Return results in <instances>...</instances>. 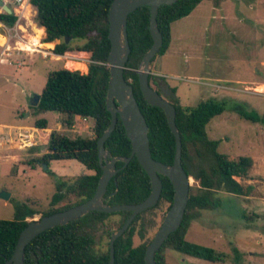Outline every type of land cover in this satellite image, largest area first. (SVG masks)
<instances>
[{
    "label": "trees",
    "instance_id": "1",
    "mask_svg": "<svg viewBox=\"0 0 264 264\" xmlns=\"http://www.w3.org/2000/svg\"><path fill=\"white\" fill-rule=\"evenodd\" d=\"M113 0H31L35 10L33 22L37 29L33 37L34 45L42 49L40 39L45 33L44 47L51 48L55 56H65L72 52L90 55L87 73L70 71L65 68L48 73L36 112H54L66 117L63 125L71 128L75 118L92 121L93 137L76 136L70 138L56 131L50 133L46 147L47 152L41 157L27 163L34 168L36 164L49 166L51 161L75 160L93 175L77 176L65 181L59 180L50 206L55 207L68 195L77 197L73 204L54 208L42 216L67 210L90 199L97 188L102 170L98 159L96 142L110 124V114L105 107L109 70L107 58L110 52L108 40V13ZM205 0H179L176 3L160 6L157 14V26L162 36V46L153 58L163 56L171 42V25L187 17L196 6ZM220 1V0H215ZM0 21L7 28H12L17 17L13 14L0 15ZM150 8L143 6L128 15L127 38L130 48L128 61L123 72L124 80L132 86L134 98L144 116L149 129L148 138L152 159L171 165L175 154V141L162 109L150 106L144 100L138 84L136 70L144 54L152 46L149 33ZM69 39L66 43L65 40ZM155 77L149 75V84L155 83ZM153 88V87H152ZM154 89V88H153ZM176 90L169 89L168 101L175 108V124L181 137L182 167L188 178L198 182V187L189 189V199L180 228L169 235L161 249L155 255L156 264H166L161 252L171 249L184 256L208 262H222L225 256L214 249L191 243L185 239L190 223L200 217L201 211L220 208L222 200L218 194L233 197L249 196L252 186H243L235 178H247L253 162L250 157L240 156L229 159L218 152L219 142L210 140L206 126L216 116L225 111V101L209 99L194 107H183L176 97ZM232 111L245 121L264 126V114L259 115L248 110L242 104H235ZM34 127L47 128L45 119H37ZM105 150L113 157H128L131 143L118 120L114 131L104 143ZM123 163L117 162L116 168ZM54 175L49 169L46 171ZM162 192L159 202L138 214L128 230L114 243V264H145V249L149 242L134 247L133 237L144 240V216L158 208L163 201L169 204L173 200V187L169 180L160 176ZM151 192V182L134 157L112 178L104 194V202L109 206L134 205L145 200ZM36 212L17 207L14 220H0V264H6L14 252L20 232L27 226V218H33ZM112 216H118L117 226L109 230L107 238L119 230L130 212L104 214L90 212L76 221L64 226L46 230L34 238L24 250V264H109V242L105 252L96 250V234ZM41 218V217H40Z\"/></svg>",
    "mask_w": 264,
    "mask_h": 264
},
{
    "label": "rangeland",
    "instance_id": "2",
    "mask_svg": "<svg viewBox=\"0 0 264 264\" xmlns=\"http://www.w3.org/2000/svg\"><path fill=\"white\" fill-rule=\"evenodd\" d=\"M219 7L212 1H202L190 15L171 25V42L167 52L151 63L154 81L165 85L163 98L168 99L169 89L176 90V97L183 107H194L202 101L214 99L225 101V111L211 119L206 126L210 140L219 142L218 152L229 159L247 156L255 161L252 181L241 179V184H252V199L218 194L220 208L201 211L200 217L190 223L185 239L191 243L209 247L225 256L222 262H208L184 256L171 249L161 255L166 264H264V126L245 121L232 111L235 104H242L260 116L264 114V0H223ZM10 8H13L10 5ZM33 20L22 18L11 29L26 39V42L10 47L27 52H12L11 56L0 55V124H8L17 112L22 119L26 110L29 124L36 119L48 121L46 130L38 137L56 131L70 138L93 137L92 121L75 122L73 127L63 125L66 117L54 112H36L31 109V99L40 95L48 73L65 68L85 74L90 55L72 52L55 56L51 48L34 45L36 34ZM2 24V23H1ZM38 29L40 27L36 26ZM43 29V28H40ZM44 32V29H43ZM0 48L6 47L4 30L0 28ZM1 52V50H0ZM19 53V54H18ZM152 87L156 85L152 82ZM18 110V111H16ZM34 114V115H33ZM39 140V139H38ZM47 152L46 145H37L27 150L7 149L2 152L0 163V193L9 195L0 198V220H14L17 207L36 212L27 222L39 220L47 211L77 201L68 195L55 207L50 200L59 180L70 181L77 176L92 175L75 160L51 161L47 173L43 165L31 168L27 163L41 158ZM15 157L14 163L11 157ZM190 187L198 182L190 178ZM239 200V201H237ZM169 204L161 202L158 208L144 216V240L133 237V246L150 242L159 229L168 211ZM241 206V207H240ZM243 207V208H242ZM245 208V209H244ZM118 216H112L96 234L97 252L107 249V232L117 226Z\"/></svg>",
    "mask_w": 264,
    "mask_h": 264
},
{
    "label": "water",
    "instance_id": "3",
    "mask_svg": "<svg viewBox=\"0 0 264 264\" xmlns=\"http://www.w3.org/2000/svg\"><path fill=\"white\" fill-rule=\"evenodd\" d=\"M179 0H113L108 13V40L110 52L107 58L109 80L105 107L110 114V124L102 136L97 140L99 164L102 175L98 180L94 195L87 201L75 205L67 210L55 212L41 217L39 220L28 222L27 226L20 232L12 257L6 264H24L25 247L42 232L64 226L76 221L90 212L113 214L117 212H130L123 226L114 232L109 238V264H114V243L129 228L135 217L153 208L159 201L162 192V181L160 176L169 180L173 187V200L166 212L163 221L152 240L145 249L144 263L156 264L155 255L161 249L170 234L177 231L183 221L189 199L190 178L187 177L181 163L182 143L181 137L175 124V108L163 98L150 84L148 77L151 74V61L158 54L162 46V36L157 26V14L160 6L172 5ZM150 8L149 33L152 46L144 54L142 61L136 70L140 92L147 104L163 110L167 125L173 134L175 141V154L173 163L165 165L152 159L148 133L149 129L139 106L134 98L133 89L123 77L125 65L130 53L127 38V18L140 7ZM7 14L11 11L0 1ZM66 43L69 39L65 40ZM40 95L31 99V106H37ZM28 116V114H25ZM118 120L121 121L126 137L131 143V153L128 157H113L105 150L104 143L114 131ZM136 158L141 168L147 174L151 182L149 196L139 204L109 206L104 202L109 181L116 176L120 169L125 168L133 158ZM123 163L122 168L116 169V163ZM44 170L48 167L43 165ZM0 198L7 200L9 195L0 193Z\"/></svg>",
    "mask_w": 264,
    "mask_h": 264
},
{
    "label": "built area",
    "instance_id": "4",
    "mask_svg": "<svg viewBox=\"0 0 264 264\" xmlns=\"http://www.w3.org/2000/svg\"><path fill=\"white\" fill-rule=\"evenodd\" d=\"M4 6L8 7V9L11 11L10 14H13L14 16L17 17L16 25L20 22L22 18L25 19H34L35 16V10L31 4V0H0ZM10 5L13 8H10ZM7 14L3 7H0V15ZM0 21V28H2L5 32L3 36L6 37L8 40L7 46L3 47L4 52L3 54L10 55V45L9 42L12 40L13 37H15L14 44L17 42H26V39L19 36L17 34V31H13L15 33L14 36H11L10 33L11 29H7L6 26ZM1 34V33H0ZM2 35V34H1ZM43 37L40 39L42 41ZM13 51L15 52H27L23 50H19L14 46ZM28 53V52H27ZM82 122H87V119L81 118ZM73 127V126H72ZM39 131L36 129L28 128V127H23V126H14V127H0V149H28L36 146V141L40 139L38 137Z\"/></svg>",
    "mask_w": 264,
    "mask_h": 264
},
{
    "label": "crops",
    "instance_id": "5",
    "mask_svg": "<svg viewBox=\"0 0 264 264\" xmlns=\"http://www.w3.org/2000/svg\"><path fill=\"white\" fill-rule=\"evenodd\" d=\"M205 1H212V2H214V4H215V6L216 7H219L223 2L224 3H226V1H223V0H220V1H215V0H205ZM198 6V5H197ZM32 20V19H31ZM31 24L33 25V21L31 22ZM35 28L36 29H38L37 27H36V25H35ZM40 29V28H39ZM43 30V29H42ZM43 37V36H42ZM7 46V45H6ZM13 47H11L10 48V50H9V52H10V55L9 56H11V54H12V52H15V51H13V49H12ZM0 50H1V52H0V55L1 56H3V55H6V54H3V52H4V48L3 47H1L0 48ZM19 54V53H18ZM8 56V55H7ZM85 73H87V71L85 72ZM31 105V104H30ZM16 111H18V110H16ZM19 111H22L23 113H24V117L22 118V119H20V118H18L17 117V112L15 113V116L12 118V120H11V122L10 123H8V124H0V127H4V126H7V127H14V126H23V127H28V128H32V129H36V130H38L39 132L40 131H44V130H46V129H44V130H41V129H37V128H35L34 127V125H30L29 124V121H28V118H30V115H29V113H26V110H20L19 109ZM25 114H28V116H25ZM34 114H36L35 112H34ZM33 114V115H34ZM37 120V119H36ZM88 121L90 120V119H87ZM47 121V120H46ZM80 122L81 121V118L80 117H76L75 118V122ZM87 121V122H88ZM47 125H48V121H47ZM50 135V134H49ZM49 135H47V136H45V137H40V139L39 140H37L36 141V146L37 145H41V144H43V145H46L47 144V141H48V138H49ZM36 146H34V147H36ZM33 147V148H34ZM23 150H27V149H23ZM4 151H7V150H5V149H0V163H1V159H2V157H1V155L3 154L2 152H4ZM12 159H13V161H14V163L16 162V160H15V157H11ZM252 159V158H251ZM252 162H253V165H252V168H251V170H250V172H249V175H248V177L247 178H243V180H248V181H252L253 179V177L255 176V174H253V168H254V166H255V161L254 160H252ZM252 177V178H251ZM236 179V181H238L240 184H241V178H235ZM242 185V184H241ZM247 186H252L253 187V190H252V192L254 191V186L252 185V184H248ZM251 192V193H252ZM251 193L249 194V196H240V197H238V198H243V199H245V200H250V199H252L253 197H252V195H251ZM237 201H239V200H237ZM241 207V206H240ZM243 208V207H242ZM245 209V208H244Z\"/></svg>",
    "mask_w": 264,
    "mask_h": 264
},
{
    "label": "flooded vegetation",
    "instance_id": "6",
    "mask_svg": "<svg viewBox=\"0 0 264 264\" xmlns=\"http://www.w3.org/2000/svg\"><path fill=\"white\" fill-rule=\"evenodd\" d=\"M155 85H156V91L160 94V92L163 94V92H162V90H164V88H165V85H162V84H160V83H158V82H155L154 83ZM164 95V94H163ZM167 99V98H166ZM168 100V99H167ZM117 169V168H116ZM93 174H94V172H93ZM92 174V175H93ZM159 202V201H158Z\"/></svg>",
    "mask_w": 264,
    "mask_h": 264
},
{
    "label": "bare ground",
    "instance_id": "7",
    "mask_svg": "<svg viewBox=\"0 0 264 264\" xmlns=\"http://www.w3.org/2000/svg\"><path fill=\"white\" fill-rule=\"evenodd\" d=\"M256 90L257 91H264V87H257Z\"/></svg>",
    "mask_w": 264,
    "mask_h": 264
}]
</instances>
